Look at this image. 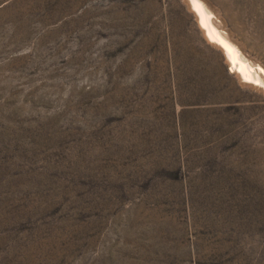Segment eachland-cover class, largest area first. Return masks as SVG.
Instances as JSON below:
<instances>
[{"label":"rangeland","instance_id":"rangeland-1","mask_svg":"<svg viewBox=\"0 0 264 264\" xmlns=\"http://www.w3.org/2000/svg\"><path fill=\"white\" fill-rule=\"evenodd\" d=\"M264 70V0H202ZM185 0H0V264H264V88Z\"/></svg>","mask_w":264,"mask_h":264},{"label":"bare ground","instance_id":"bare-ground-1","mask_svg":"<svg viewBox=\"0 0 264 264\" xmlns=\"http://www.w3.org/2000/svg\"><path fill=\"white\" fill-rule=\"evenodd\" d=\"M188 8L194 13L197 23L206 40L221 49L231 71L236 74L240 82L256 88H264V70L243 54L223 30L218 17L202 0H185Z\"/></svg>","mask_w":264,"mask_h":264}]
</instances>
